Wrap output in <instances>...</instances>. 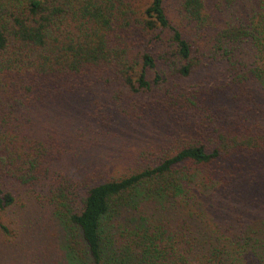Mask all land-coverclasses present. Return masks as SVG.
Masks as SVG:
<instances>
[{
    "label": "trees",
    "instance_id": "16d2710c",
    "mask_svg": "<svg viewBox=\"0 0 264 264\" xmlns=\"http://www.w3.org/2000/svg\"><path fill=\"white\" fill-rule=\"evenodd\" d=\"M137 1L0 0V211L14 203L10 186L38 178L43 154L20 136L30 110L77 81L105 97L91 103L93 120L104 124L95 128L144 122L158 105L197 119L175 134L173 153L161 152L129 175L83 184L78 193L63 174L56 178L50 202L70 264H264V253L249 249L264 248V241L242 226L236 233L221 221L215 228L186 226L180 242L148 219L131 228L117 224L145 201L187 204L194 189L218 187L232 196L236 161L264 157V0L257 20L221 25L204 0H181L192 38L170 24L165 0H151L141 11ZM198 69L215 87L181 91L177 81ZM0 229L7 231L1 217ZM179 243L185 250L173 261Z\"/></svg>",
    "mask_w": 264,
    "mask_h": 264
},
{
    "label": "rangeland",
    "instance_id": "374dc122",
    "mask_svg": "<svg viewBox=\"0 0 264 264\" xmlns=\"http://www.w3.org/2000/svg\"><path fill=\"white\" fill-rule=\"evenodd\" d=\"M204 1L218 25L223 21L246 23L258 17V0H235L231 4L225 0ZM150 2L138 0L137 9L143 10ZM180 4L181 0H165L166 16L171 25L184 31L185 37L192 38L187 23L181 20ZM161 34L166 36L164 31ZM177 84L181 91H211L215 87L208 74L200 69L179 79ZM68 85L51 95L43 105L31 109L30 120L23 125L20 136L25 147L32 143L43 157L37 158L38 178L34 182L10 186L14 203L0 211L7 229L6 232L0 229V264H70L66 233L54 203L50 202L49 189L57 182L56 178L63 174L62 182L78 186L75 191L78 193L83 184L94 185L129 175L151 164L157 154L173 153L175 134L185 133L197 119L158 105L152 110V117L144 122L131 123L127 128H95V122L100 126L104 124L93 120L95 113L91 103L99 97L103 103L105 97L96 87L85 89L77 81ZM256 99L255 113L258 115V95ZM145 102L149 100L144 99L140 104ZM259 106L264 119V97ZM183 117L189 119L181 121ZM233 170L236 180L231 182L232 196L220 192L218 187L207 191L194 189L189 194L192 200L187 204L169 200L164 205H156L145 201L134 210L124 211L117 224L131 228L135 220L148 219L151 225L162 229L166 238L182 242L180 233L186 226L190 229L208 228V225L215 228L221 221L226 228L232 226V233L242 226L247 235L264 241V157H242ZM249 249L264 253L258 243ZM173 250L172 260L175 261L178 253L185 249L179 243Z\"/></svg>",
    "mask_w": 264,
    "mask_h": 264
}]
</instances>
